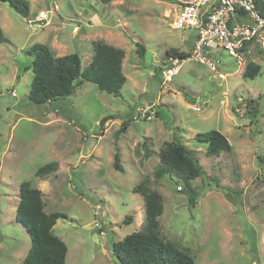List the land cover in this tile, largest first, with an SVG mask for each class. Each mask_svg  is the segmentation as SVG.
<instances>
[{
    "label": "rangeland",
    "instance_id": "obj_1",
    "mask_svg": "<svg viewBox=\"0 0 264 264\" xmlns=\"http://www.w3.org/2000/svg\"><path fill=\"white\" fill-rule=\"evenodd\" d=\"M28 1L29 19L51 12L47 23H28L0 1L7 39L0 43V264H23L31 247L16 214L25 180L42 190L47 212L68 214L54 227L68 245L66 264H118L111 244L145 226V199L134 191L145 177L163 195L162 235L196 264H264V54L239 63L216 48V68L187 61L165 86L168 50L188 53L197 36L195 28L173 25L181 0ZM96 40L126 52L119 96L86 81L51 103L29 100L34 44L54 56L78 53L86 67ZM248 58L261 65L255 78L244 76ZM139 107L152 110V119ZM213 129L228 137L231 152L206 154L195 135ZM170 141L187 145L203 166L191 181L193 199L175 173L157 175L159 151ZM117 151L124 171L114 166ZM52 161L56 171L36 174Z\"/></svg>",
    "mask_w": 264,
    "mask_h": 264
},
{
    "label": "trees",
    "instance_id": "obj_2",
    "mask_svg": "<svg viewBox=\"0 0 264 264\" xmlns=\"http://www.w3.org/2000/svg\"><path fill=\"white\" fill-rule=\"evenodd\" d=\"M0 1L7 2L23 17H30L31 6L28 0ZM101 1L110 3L113 0ZM260 2L259 6L264 9V0ZM5 41L7 39L0 26V43ZM93 46L92 60L86 67H82L78 53L54 56L49 46L34 44L29 50V55L33 58L32 63L26 67L34 72L28 94L29 100L36 104L51 103L73 95L76 88L86 81L94 82L101 90L119 96L128 80L123 70L125 50L104 40L94 41ZM137 51L144 56L145 47L137 43ZM168 54L187 55L177 49L168 50ZM260 71L261 65L249 60L244 76L255 78ZM250 101L258 103L255 99ZM105 119H101L100 124H104ZM126 128L124 124L121 130ZM195 138L206 144L208 156L229 153L233 148L228 137L215 129L199 132ZM159 158L162 165L157 170L158 177L170 172L175 173L185 187L190 189V197L193 199L196 190L191 181L204 173L199 158L187 145L174 141L164 144L159 151ZM114 166L117 170L124 171L120 151L114 155ZM58 168L59 163L52 161L38 168L36 174L45 176ZM150 184V179L145 177L134 187V191L141 193L145 199V226L127 234L119 241H114L110 246L111 254L118 264H196L188 249L180 247L162 235L159 217L164 211V199L163 195ZM16 214L31 238V247L23 264H66L68 245L54 232V227L60 219H68V214L62 211L47 212L42 190L34 187L29 180L23 181L20 185ZM132 218L127 217L124 222L131 223Z\"/></svg>",
    "mask_w": 264,
    "mask_h": 264
},
{
    "label": "built area",
    "instance_id": "obj_3",
    "mask_svg": "<svg viewBox=\"0 0 264 264\" xmlns=\"http://www.w3.org/2000/svg\"><path fill=\"white\" fill-rule=\"evenodd\" d=\"M260 0H181L175 28H195L197 37L186 56L172 55L162 70L163 84L168 85L183 63L199 61L216 68L220 62L213 49L222 48L239 63L254 51L264 54V9ZM199 109L197 106H193ZM137 113L152 119L153 111L139 107ZM180 190L182 186L178 187Z\"/></svg>",
    "mask_w": 264,
    "mask_h": 264
},
{
    "label": "water",
    "instance_id": "obj_4",
    "mask_svg": "<svg viewBox=\"0 0 264 264\" xmlns=\"http://www.w3.org/2000/svg\"><path fill=\"white\" fill-rule=\"evenodd\" d=\"M50 17H51V12H49V18ZM49 18L36 19V20H33V21H31L29 18H27V22L28 23H32V24H45V23H47V20Z\"/></svg>",
    "mask_w": 264,
    "mask_h": 264
},
{
    "label": "crops",
    "instance_id": "obj_5",
    "mask_svg": "<svg viewBox=\"0 0 264 264\" xmlns=\"http://www.w3.org/2000/svg\"><path fill=\"white\" fill-rule=\"evenodd\" d=\"M197 37V36H196ZM192 44H194V42L192 43ZM192 48H193V45H192ZM247 59V58H246ZM249 61V60H248Z\"/></svg>",
    "mask_w": 264,
    "mask_h": 264
},
{
    "label": "clouds",
    "instance_id": "obj_6",
    "mask_svg": "<svg viewBox=\"0 0 264 264\" xmlns=\"http://www.w3.org/2000/svg\"><path fill=\"white\" fill-rule=\"evenodd\" d=\"M260 1H262V0H260ZM248 60H249V58H248ZM248 60H247V61H248ZM182 189H183V188H182ZM182 189H181V190H182Z\"/></svg>",
    "mask_w": 264,
    "mask_h": 264
}]
</instances>
